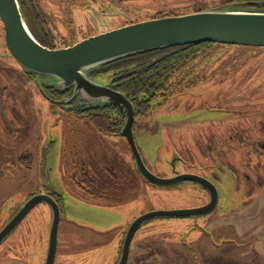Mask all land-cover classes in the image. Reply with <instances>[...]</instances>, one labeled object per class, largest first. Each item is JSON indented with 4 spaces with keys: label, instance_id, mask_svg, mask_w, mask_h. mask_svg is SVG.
Here are the masks:
<instances>
[{
    "label": "rangeland",
    "instance_id": "obj_1",
    "mask_svg": "<svg viewBox=\"0 0 264 264\" xmlns=\"http://www.w3.org/2000/svg\"><path fill=\"white\" fill-rule=\"evenodd\" d=\"M37 1L46 12V30L51 37L54 36L51 44L62 47L82 39L79 24L75 25L68 16L70 11L67 14L64 9L66 2ZM231 1L132 0L124 1V7L128 13L135 14L133 9L136 6V16L142 11L148 14H182ZM75 3L82 1L73 0L68 3L69 8H74ZM36 6L41 15L39 6ZM143 15L148 16L142 14L140 17ZM130 18L133 17L127 19ZM101 20L109 23L95 26L93 34L120 26L125 19L114 15L102 16L96 21ZM0 34L3 33L0 31ZM1 50L0 227L29 194L41 189H54L63 198L55 264H112L119 255L121 233L134 217L156 209L190 208L201 202L200 193L191 182H180L177 187L167 188L153 185L143 177H135L130 162L133 158L125 139L100 131L87 117H76L73 111L63 110L48 101L36 83L40 76L27 74L12 57L1 55ZM207 50V55L197 60L194 72L197 75L212 72L204 81L208 87L195 86L178 96L179 105L172 103L171 106L181 112L167 114L169 109L159 108L160 123L142 119L137 125L138 130L145 132L136 133V141L142 157L152 169L158 168L169 174L174 169H186L184 164L188 162L202 165L205 159L211 160L208 155L200 159L193 144L191 131L200 123H188V128L184 129L182 121L187 118V104L199 107L201 100H210L215 104L210 106L224 108L218 113L223 120L231 118L229 116L235 109H258L259 112L264 109V46L209 45ZM91 76L103 84L108 81V75L103 71L97 70ZM186 80L188 77H184L179 85ZM202 113L197 111L193 114L200 119L204 117ZM254 120L258 122L256 117ZM167 121L178 124L173 127L174 137H168L164 142L163 129L170 125ZM239 122H205L201 124L200 131L216 137L231 134L234 130L243 131V147L252 149L256 134L254 126L253 131L247 132L252 124ZM247 126L249 128L245 129ZM184 130H188L189 135L181 139L176 131ZM197 132L202 135L199 127ZM199 140L202 145L207 141ZM53 154L56 161L54 170H51ZM22 156H26L23 157L25 161L18 163ZM261 156L256 157L248 151L234 155L225 153L223 160L218 162L213 157L218 202L212 213L196 219L197 224L209 231L210 237L203 229L194 226L197 224L192 218L155 219L135 234L129 253H135L141 244L134 245L137 238L151 236L152 249L159 262L165 259V264H175L176 260L189 263L185 252H181L184 249L178 247L179 251L166 243L169 240L185 243L182 238L189 235L185 239L189 240L199 264H264V156ZM226 160L235 163L237 172L232 174L228 171L224 164ZM189 166L195 167L196 164ZM244 173L248 174L247 181ZM75 180H80L81 185ZM155 186L160 190L154 193ZM49 216L50 207L46 203L35 205L0 245V252L5 247L8 250L2 255L0 264H6L3 261L8 255L14 262L8 259L7 264H42L44 256L41 251L47 242ZM149 226L153 229L148 230ZM28 234L31 236L27 241L23 235ZM19 243L23 250L22 258L11 256L13 249L9 247Z\"/></svg>",
    "mask_w": 264,
    "mask_h": 264
},
{
    "label": "water",
    "instance_id": "obj_2",
    "mask_svg": "<svg viewBox=\"0 0 264 264\" xmlns=\"http://www.w3.org/2000/svg\"><path fill=\"white\" fill-rule=\"evenodd\" d=\"M246 4L244 1H231L193 12L148 18L98 32L67 46L50 48L41 44L31 33L22 14L21 0H0V23L4 45L24 71L40 76L36 83L42 91L44 87L39 83L44 80L47 85L61 91L71 88L72 96L80 95L88 101L113 105L120 114H126L119 134L125 137L135 167L147 181L163 187L181 181H191L208 192V201L199 206L150 210L134 217L127 223L115 264H127L132 238L146 222L153 219L178 218H192L196 221L197 217L208 215L216 208L218 190L213 182L195 173L183 172L162 177L148 169L137 147L132 129L134 121L132 102L125 93L113 90L95 80L91 73L114 60L186 43L219 42L264 46V9ZM41 77L43 80H40ZM50 101L61 103L67 100ZM51 158V170H54L56 156L53 154ZM39 203H46L50 207L43 264H54L60 207L44 191L33 192L19 202L14 213L0 228V244ZM62 211L63 209L61 213ZM197 225L194 226L203 229L210 237L208 230Z\"/></svg>",
    "mask_w": 264,
    "mask_h": 264
},
{
    "label": "flooded vegetation",
    "instance_id": "obj_3",
    "mask_svg": "<svg viewBox=\"0 0 264 264\" xmlns=\"http://www.w3.org/2000/svg\"><path fill=\"white\" fill-rule=\"evenodd\" d=\"M81 1H82V3H78V4L75 3L74 8H69V5H67L68 7L65 9V11L68 13L70 11V14H68V16L69 15L71 16L72 22H74L75 25L79 24V30L78 31H79V34H81L82 38L87 37L89 35H92L96 31L95 30L96 27H99L101 25L109 23V22H104L102 20L100 22L96 21V20H100L102 16H105V17H110V16H114V15L122 16V18H124L125 20L122 21L121 25L140 21V20H144V19H148V18L163 16L162 14H148V13L143 12V11L140 13L137 11V13H139V15L136 16V6L134 7V9L132 8L134 10L135 14L128 13L129 11H127L124 7V1H132V0H81ZM136 1H139V0H136ZM140 1H143V0H140ZM158 1H161V0H158ZM238 1H244L247 3L246 5H249L250 7H257V8L264 9V0H238ZM72 2H73V0H71V3ZM139 7L140 6H138L137 9H139ZM141 9H144V8H141ZM37 14L39 15L38 16L39 19L41 20L40 13H37ZM142 14H145L148 16L143 15V17H140V15H142ZM132 15H134V16H132ZM164 15H170V14H164ZM129 16H131L133 18L127 19ZM40 20H39V22H40ZM41 23H42V20H41ZM82 25H84V26L82 27ZM41 28H42V32H41L42 39L47 41V42H52V40H54V39L49 37V35L47 34V31H46V29H44L43 25L41 26ZM74 31H76L75 27H74ZM100 32H102V31H100ZM74 42H75V40L72 41V43H74ZM64 46H67V45H64ZM52 48H57V47H55L53 45ZM133 56H135V55H133ZM133 56L131 55L128 57H124L125 59L128 58L130 61L125 60V59L120 60L119 62L121 63L120 64L121 67L123 65L128 64L129 62H132V59L136 58ZM126 61H128V62L126 63ZM158 62H160L159 59H157L156 61H152L151 63H153L155 66H157ZM114 68H116V66H114L113 64H107V65L103 64V66H101L97 70H98V72L103 71V72L107 73L108 81H107L106 85L108 87H110L113 90L125 93L127 98L132 102V105L134 108V121L132 123V129L134 132V137L136 136V133H144L145 132L144 130L140 131L137 129V125L142 119H145V121H148L151 123H153V122L154 123H160V122H158V120L161 121V116L159 114L160 112H158L157 109L167 108V109H169L168 110L169 112L167 111V114L168 113H177L178 111L181 112V110L179 108L172 109V108H174V106H171L172 103L175 105L177 104V102L179 101L178 96H181L184 93H187L191 88H193L195 86L204 87V88L208 87L205 84V82H201V84H196V82L191 83V84L189 82H187V83L184 82L182 85H179L178 82H181V80L183 78V73L180 72L181 74L179 75V70L178 69L174 70L172 67L167 71L153 70L154 71L153 73L146 74L150 70L152 71L151 67L137 66L135 73H133V76L135 75L136 81L141 82V83L136 82V89L139 90V92L136 93V96H135V95H131L128 91L126 92L122 88V86L124 85L122 83L123 81H121V79L116 80V78L113 76V72L115 70ZM97 70H95V71H97ZM95 71H93L91 73V75ZM213 72L215 73V71H213ZM147 75L148 76L150 75L152 77V79L150 80V82L145 83L144 79H145V77H147ZM44 93H45L44 95H45L46 99L50 98V100H56V101H61L63 99L67 100V101L61 102V103L60 102L55 103V102H52L50 100H48V101L58 105L63 110L69 109V110L73 111L74 114L76 115V117L86 118L87 116L82 115V114H77L75 112L76 111L80 112L81 110H85L89 106H93L95 104H105V105L107 104L111 108L116 109L113 105L108 104V103H98L96 101H88V100H85L84 98H82L80 95L72 96L71 88L63 90V91H61L57 88H48V89H45ZM209 104H212L213 106H215V104H213L210 100H205V101L201 100V102L199 103V107H198V105H195V104L194 105L193 104L192 105L187 104V110L185 111V112H187V114H186L187 118H186V120L182 121V123L185 124L184 129H185V127L188 128V126H187L188 123L193 122V123H196L197 125L200 123L199 126L195 127L191 131L192 137H193V144L197 149V152L199 154L200 159H202L201 157L205 158V156L208 155L210 157L209 159L213 160V157L215 156L216 158H214V159L216 160V162H218L219 160H221V161L223 160L222 156L225 153L234 155V154H236V153L238 154L240 152L248 153V151L250 153L252 152V154H255L256 157H260L262 155L261 156V158H262L264 156V109H262V112H259L258 109H253V110H248V109H246V110L245 109L244 110L237 109L236 110L235 109V110H232L231 115L229 116L231 118H228V120H223V119H220V116L218 113L223 111L224 108L218 107V106L213 107V106H210ZM177 105H179V104H177ZM197 111L204 112V113H202L204 115V117L199 119L196 115L193 114ZM258 112H259V114H255ZM258 116H261V118ZM255 117L257 118L258 122H256L254 120ZM119 119H120V121L115 120L118 123L116 125L117 132L115 134L113 132H110V133L112 135H118V136L122 137L123 139H125V137L120 135L119 132H120V129L123 127L124 122L126 120V114L125 113L121 114L119 116ZM236 120L240 121L239 123L246 122V123L252 124V125H250V129L247 130V132L253 131V126H254L256 134L254 135V140H252V143H251L252 149H247V148L244 149L243 143H242V141H243L242 138H244L245 136L242 137V134H241V133H243V131L241 132L240 130H234V132L231 134L227 133L224 135H220L218 137H216L215 135H211V134L204 135L200 131L201 124H204L205 122H207V123H213L214 121L232 122V121H236ZM172 122L173 121H167V123H169L170 125L166 126V128L163 129L164 132H162V134H164V136H165L164 142H165L166 138L174 137L175 132H173L174 131L173 127L175 124H178V123L177 122L172 123ZM135 127H136V129H135ZM198 127H199V132L202 134L201 136L197 132ZM248 128H249V126L245 127V129H248ZM182 129H183V127H182ZM184 131L185 132L176 131L177 135H180L181 139H183L184 136L188 137V135H189L188 130H184ZM199 138L207 140V141L203 142L204 146L200 143ZM135 140H136V138H135ZM235 141H237L236 144H234ZM136 144H137V147H138V149L141 153V156H142V150H141L140 146L138 145L137 141H136ZM127 146H128V144H127ZM131 157H132V155H131ZM142 159H143L145 165L147 166V168L150 169L153 173H155L158 176L169 177V176L175 175L176 173L179 174V173H183V172H191V173H195V174H198V175H201V176L207 178L208 180L213 182L214 185L216 186V183H215L216 182V175H215V171L213 169L214 168V160L212 161V163H210L211 160L206 161V159H205V161L202 162V165L197 164V163H189L188 162V163L184 164L185 165L184 168L186 167V169L180 170V171L174 169L171 173L167 174V173H163V171L158 169V168L152 169L150 166H148L146 164L143 157H142ZM130 162L132 164V167L134 169L136 168V172H134V170H133L134 176L138 177V178L143 177L140 174V172L138 171L137 167H135L134 161L130 160ZM189 164L190 165L196 164V166L192 167V166H189ZM224 164L228 168V171L231 172L232 174L237 172V168H236L235 163L227 161V162H224ZM160 167H162V166H160ZM247 177H248V174H245L244 179L246 181L248 180ZM181 182H191V181H181ZM149 183H151V182H149ZM191 183H193V186L200 193L199 194L195 190L196 193L199 194V199H201V202L196 203L195 206H199V205L207 202L209 199L208 192L199 184H196L194 182H191ZM151 184H153V183H151ZM153 185H155V184H153ZM156 186L153 187L154 193H155V191L160 190V188H158ZM175 186L177 187L178 183L173 184V185H168L166 187L172 188ZM216 188H217V186H216ZM41 191L48 193L55 200L57 205L60 207V218H61V208H62V199H63L62 194L58 193L54 189H52V190L51 189H45V190L41 189L40 192ZM17 207H18V205H17ZM17 207H15L12 210V212L14 210H16ZM11 215L12 214H9V217H11ZM60 218H59V222H60ZM197 219H198V217H197ZM153 220H155V219H153ZM153 220H151V221H153ZM169 220H171V219H169ZM46 221H47V219H46ZM151 221H148V222H151ZM148 222H146V223H148ZM3 225L4 224H2L1 227ZM144 225H142V227ZM58 226H59V223H58ZM48 227H49V222L47 225V233H48ZM140 228L135 232V234L138 233ZM125 229H126V226H125ZM147 229L151 230V229H153V227L149 226ZM124 231L125 230L123 229V232L121 233L122 238L124 235ZM43 234L44 233L41 234V239H40L41 243L43 242ZM135 234H134V236H135ZM30 236H31V234L23 235V238L28 241V238ZM134 236H133V238H134ZM122 238L119 240L120 241L119 247L121 246ZM133 238H132V241H133ZM57 239H58V242H57V250H58V245H59V234H58V232H57ZM131 244H132V242H131ZM9 247H11L13 249V252H11L12 253L11 256L17 255L18 258H22L23 250H22V247L20 246V243L17 246L16 245L15 246L9 245ZM130 247H131V245H130ZM42 248H43V250L41 251V254L45 257V251L44 250H46V246L44 245V247L42 246ZM57 250H56V254H57ZM6 251H8V250L5 247L0 252V255H1L0 256V263H1V260H3L2 255L7 254ZM118 252H119V249H118ZM117 256H118V254H117ZM9 258L10 257L8 255L7 259H5L3 261V263L6 261V264H7V262L9 260H12V258L11 259H9ZM55 259H56V255H55ZM12 261L14 262V260H12ZM115 261L112 264H115ZM43 262H44V258L42 257V264H43ZM54 264H55V260H54Z\"/></svg>",
    "mask_w": 264,
    "mask_h": 264
},
{
    "label": "trees",
    "instance_id": "obj_4",
    "mask_svg": "<svg viewBox=\"0 0 264 264\" xmlns=\"http://www.w3.org/2000/svg\"><path fill=\"white\" fill-rule=\"evenodd\" d=\"M63 1L66 2L65 3L66 6H64V9H66L68 3H71V0H63ZM233 1H238V0H233ZM35 5H38L40 10H41L40 16H41L42 23L38 17L39 15L37 14L38 13L37 10L39 11V9ZM21 10H22V14L24 16V19H25L31 33L33 34V36L41 44L52 48L53 45L50 42H47V41L42 39V35H41L42 28H41V26L43 25L44 29H48V27H47V20L44 17V14L46 12L43 11L41 4H39V2L37 0H35V1L34 0H21ZM67 14H68V12H67ZM39 20H40V22H39ZM0 31H1V33H3L1 23H0ZM48 33L49 32L47 31V34ZM49 37L53 38L54 36L51 37V35H49ZM225 44L226 43H219V42H193V43L180 44V45L163 47V48L153 49L150 51H145V52L134 54L135 56H133V55L132 56L136 57V58L132 59V62H129L128 64L123 65L122 67H121V65H120L121 63L119 61L122 59H125V58L114 60V61H111V62L106 63L104 65L113 64L114 66H116V68H114L115 70L113 72V76L116 78V80L121 79V81H123L122 83L124 85L122 86V88L126 92L128 91L131 95L136 96V93L139 92V90L136 89V82L141 83V82L136 81L135 75L133 76V73H135L137 66L151 67L152 71L150 70L146 74L153 73L154 72L153 70L167 71L172 67L174 70L175 69L179 70V75L181 74L180 72H182L183 78L188 77V80H186V83L189 82L191 84V83H195V82L196 83L197 82H204L206 79H208L210 77L212 72L197 75V73L194 72V67L197 63V60L202 55L203 56L207 55V53L209 51V50H207V48L209 47V45H225ZM244 46H249V45H244ZM0 48H2L1 51H3L1 53V55L5 54L9 57H12L4 45L3 34H0ZM157 59H159L160 62H158L157 66H155L151 62L156 61ZM125 60H129V59L127 58ZM14 62L16 63L17 66H19L15 60H14ZM127 62L128 61H126V63ZM26 73L29 75L35 76V74H33L31 72H26ZM183 78H182V80H183ZM151 79H152V77L150 75L149 76L147 75V77H145V79H144L145 80L144 82L148 83V82H150ZM41 80H43V78ZM182 80H181V82H182ZM181 82H178V83L181 84ZM39 84H41V86L44 87V91H45V89L53 88L50 85H47V82H45L44 80L41 81ZM75 113L87 116L89 118V120L94 125H96L97 126L96 128L99 129L100 131H103L107 134H111L110 132H113L115 134L117 132L116 125L118 123L116 121H120L119 116L121 114L116 109L111 108L107 104L106 105L105 104H95L93 106H89L85 110H81L80 112L76 111ZM23 157H26V156L20 157L21 161L18 160V163H23V161H25L23 159ZM133 170H134V172H136V168L135 169L133 168ZM80 180H78V181L75 180V181L77 184L81 185ZM149 235H151V234H149ZM188 236H186L185 238H188ZM185 238L182 239V242H185L186 244L181 243V241H179V240H178L179 242H175V241H171V240H169V243L166 242L167 244H169L170 247L176 248V250H179L178 247H181L182 249H184V250H181V252H185L188 259L190 260L189 263H186V262H183L180 260H176L175 264H199L200 261H197L196 254L194 253V250L192 249L191 246H189V243H188L189 240L187 242ZM152 239L153 238H151V236H149V237L146 236L144 238L142 237L140 239L137 238V240L134 242V245H136L138 243H141V244H138V246L136 247L137 251L135 253H133V254L129 253L127 264H165L164 263L165 259L163 261L159 262V258L157 257L155 250L152 249V245H153ZM143 240L146 242L145 243L141 242ZM229 242H231V241H229ZM236 246H239V245H236ZM162 258H164V257H162ZM169 264H171V262ZM172 264H174V263H172Z\"/></svg>",
    "mask_w": 264,
    "mask_h": 264
}]
</instances>
